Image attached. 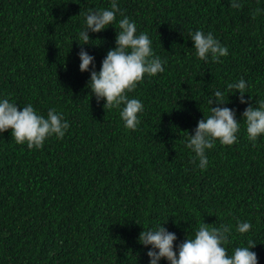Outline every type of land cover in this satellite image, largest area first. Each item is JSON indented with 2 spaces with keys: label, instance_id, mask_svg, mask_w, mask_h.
Instances as JSON below:
<instances>
[{
  "label": "trees",
  "instance_id": "trees-1",
  "mask_svg": "<svg viewBox=\"0 0 264 264\" xmlns=\"http://www.w3.org/2000/svg\"><path fill=\"white\" fill-rule=\"evenodd\" d=\"M116 2V22L89 31L81 46L89 12L112 0H0V100L18 110L31 104L44 118L55 109L70 125L41 149L16 144L11 130L0 133V264H150L151 245L138 241L143 230L165 227L178 248L201 222L231 227L229 256L253 241L264 264V135L250 142L242 117L264 101V0ZM121 13L164 62L163 72L145 75L127 94L143 105L135 131L120 118L124 105L104 110L87 87L115 48ZM196 31L211 32L228 55L200 60ZM82 48L94 57L86 72ZM241 79L244 104L227 88ZM215 91L228 102L209 105ZM217 106L235 112L237 140L206 150L201 170L185 145ZM243 222L251 229L240 234Z\"/></svg>",
  "mask_w": 264,
  "mask_h": 264
},
{
  "label": "clouds",
  "instance_id": "clouds-1",
  "mask_svg": "<svg viewBox=\"0 0 264 264\" xmlns=\"http://www.w3.org/2000/svg\"><path fill=\"white\" fill-rule=\"evenodd\" d=\"M233 8L240 5L233 3ZM260 9L253 13V19ZM120 7L116 0H112L109 9L89 12L86 17V29L79 33L81 46L88 44L90 37L88 32L99 33L117 20ZM123 16V14L121 13ZM116 31L115 48L109 50L101 63L100 70H91L90 80L87 87L95 96L97 103L104 100V110H112L124 105L120 111V118L126 129L135 131L140 123L138 113L143 111V105L138 99H129L128 93L133 92L137 85L143 81L145 75L156 76L164 71L163 61L159 56H154L151 40L147 33L137 35L136 24L127 16H123L118 22ZM193 47L197 57L207 61L209 57L213 62L219 63L220 57L228 55L227 47L221 46L211 32L205 34L196 31L191 35ZM81 61L79 70L86 72L93 65L94 57L81 49L79 53ZM229 90L235 89L240 93V103H248L244 99L246 94V82L227 85ZM217 105L226 104L224 93L214 92V98L209 100ZM210 115L198 121L195 134L190 135L186 141V147L199 159L198 167L205 170L208 164L206 150L212 149L217 141L221 145L231 146L237 140L239 122L235 118V112L228 107H210ZM246 125L247 138L255 143L257 138L264 135V101L259 107L249 105L242 114ZM70 125L63 120L61 114L55 109L47 113V118L38 114L31 104L18 110L17 104L9 99L0 100V133L11 130V137L18 145L26 144L29 150L41 149L47 138L55 136L63 139ZM251 229L248 222L240 223L237 231L240 234L247 233ZM231 227L221 225L219 228L201 222L194 238L187 237L178 248L174 245L177 240L175 233L169 232L165 227L159 226L155 230H143L138 237L139 243L144 246L151 245L147 256L150 264H158L163 258L168 264H258L257 254L251 251L256 244L249 240L247 247H237L231 256L223 246L228 242Z\"/></svg>",
  "mask_w": 264,
  "mask_h": 264
}]
</instances>
